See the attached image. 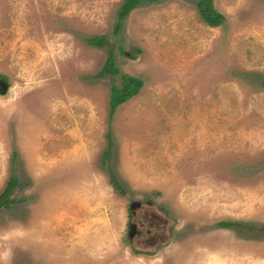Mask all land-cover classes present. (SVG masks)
Instances as JSON below:
<instances>
[{"label":"rangeland","instance_id":"1","mask_svg":"<svg viewBox=\"0 0 264 264\" xmlns=\"http://www.w3.org/2000/svg\"><path fill=\"white\" fill-rule=\"evenodd\" d=\"M123 2L0 0V264H264V0H146L119 40ZM101 36L144 80L112 123Z\"/></svg>","mask_w":264,"mask_h":264},{"label":"trees","instance_id":"2","mask_svg":"<svg viewBox=\"0 0 264 264\" xmlns=\"http://www.w3.org/2000/svg\"><path fill=\"white\" fill-rule=\"evenodd\" d=\"M146 0H124L121 5L120 11L118 13V21L114 28V37L121 40V30L123 24L129 13L136 8L139 4ZM196 4V8L201 20L210 27H219L224 24L226 18L225 16L217 11L214 6V0H193ZM89 44L97 47L104 48L105 46L112 45L111 39L105 36L93 37L89 39ZM123 52V49H120ZM140 52V50H137ZM132 59L136 56L132 55ZM98 78L109 77L112 80V85L110 89V101H109V117L108 120L112 123L113 116L117 108L137 96L144 85V80L140 77L129 75L124 73L118 66L117 53L114 46L108 48V55L106 61L97 74ZM120 78V83L115 82L116 78ZM261 87H264V77L261 78ZM111 155V147L109 146L106 150L105 158H109ZM110 182L113 187L121 194L127 195V191L124 188V183L118 177V175L110 170L109 171ZM20 184L19 179L14 171L12 174L5 190L0 194V209L9 208L14 202L11 198L17 186ZM220 225L223 227H233L238 226L239 223L236 222H221Z\"/></svg>","mask_w":264,"mask_h":264},{"label":"flooded vegetation","instance_id":"3","mask_svg":"<svg viewBox=\"0 0 264 264\" xmlns=\"http://www.w3.org/2000/svg\"><path fill=\"white\" fill-rule=\"evenodd\" d=\"M141 207V203H139L138 205H135L134 208L132 209V214L131 217H134V209L140 208ZM129 237H135L138 238L140 237L142 234H146L147 238L143 240V243H148V244H156V241L158 239H160V236L158 237L157 235H151V229H147L144 228L145 230L143 231L142 229H138L137 228V223H134L133 220L132 222L129 223ZM162 237V236H161Z\"/></svg>","mask_w":264,"mask_h":264},{"label":"water","instance_id":"4","mask_svg":"<svg viewBox=\"0 0 264 264\" xmlns=\"http://www.w3.org/2000/svg\"><path fill=\"white\" fill-rule=\"evenodd\" d=\"M0 86H2L4 88V91H6L7 88H8L7 83L5 81H3V80H0ZM138 204H139V202H132L131 205H130V210H132L134 208V206L138 205Z\"/></svg>","mask_w":264,"mask_h":264}]
</instances>
